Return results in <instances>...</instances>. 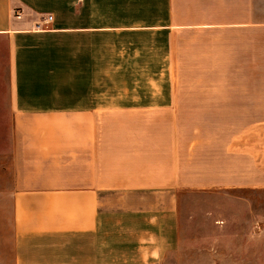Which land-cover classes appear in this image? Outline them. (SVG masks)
I'll use <instances>...</instances> for the list:
<instances>
[{
    "label": "crops",
    "instance_id": "obj_1",
    "mask_svg": "<svg viewBox=\"0 0 264 264\" xmlns=\"http://www.w3.org/2000/svg\"><path fill=\"white\" fill-rule=\"evenodd\" d=\"M62 1L0 0V128L11 129L0 203L14 264L157 262L176 246L181 191L242 182L238 123L223 145L216 126L183 119L252 103L237 90L180 93L176 71L221 64L236 81L243 35L264 30L263 5L159 0L158 22L146 8L142 22L107 24L101 12L113 5ZM46 15L53 22L38 27ZM154 38L171 53L168 94L156 90Z\"/></svg>",
    "mask_w": 264,
    "mask_h": 264
},
{
    "label": "rangeland",
    "instance_id": "obj_2",
    "mask_svg": "<svg viewBox=\"0 0 264 264\" xmlns=\"http://www.w3.org/2000/svg\"><path fill=\"white\" fill-rule=\"evenodd\" d=\"M65 1L69 3L67 0L61 3ZM158 1L81 0L80 3L102 4L104 7L113 5L115 8L103 9L101 13L107 15V24H115V21L132 19L142 22L146 8L152 20L158 22ZM260 1L264 18V0ZM71 2L78 3V0ZM244 37L243 57L236 60L240 65L234 67L236 81L233 83L226 80L228 68L221 64L176 71L183 81L182 86H177L180 93L237 90L250 96L252 103L243 112L233 115L222 109L224 112L216 115L183 119L185 125L187 122L192 126L204 123L208 125L207 129L216 126V133H213L222 139L223 145H227L235 133L234 126H231L238 123L239 139L247 151L240 161L242 182L234 184L232 179L227 178L225 184L218 186L181 191L178 198L181 228L176 246L163 259L151 264H264V30L250 29L247 41ZM166 41V38L153 39L156 90L163 93H167L169 87L168 70L165 69L171 56L166 50ZM221 62H226V59L217 61V64ZM202 73L214 82L199 81ZM0 89H6L3 81H0ZM207 133L211 134L209 130ZM10 134L11 129L0 128V147H7ZM219 164H223L227 171L231 161L225 157L224 162ZM11 223L10 210L2 201L0 264H14Z\"/></svg>",
    "mask_w": 264,
    "mask_h": 264
},
{
    "label": "built area",
    "instance_id": "obj_3",
    "mask_svg": "<svg viewBox=\"0 0 264 264\" xmlns=\"http://www.w3.org/2000/svg\"><path fill=\"white\" fill-rule=\"evenodd\" d=\"M16 17H20L19 14H16ZM54 20V16L52 15H46L43 16L38 23V27L41 26L43 28H48L50 26V24L53 22Z\"/></svg>",
    "mask_w": 264,
    "mask_h": 264
}]
</instances>
